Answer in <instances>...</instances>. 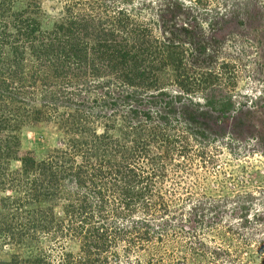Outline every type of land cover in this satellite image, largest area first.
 <instances>
[{"label": "rangeland", "instance_id": "1", "mask_svg": "<svg viewBox=\"0 0 264 264\" xmlns=\"http://www.w3.org/2000/svg\"><path fill=\"white\" fill-rule=\"evenodd\" d=\"M120 7L149 29L146 39L179 47L188 90L177 85V70L167 65L158 72L164 94L122 98L120 91L131 89L110 70L93 63L58 73L48 63L52 58L34 53L13 26L14 13L24 12L36 21L34 33L66 26L84 13L94 19L90 27H105L101 19ZM86 41L95 42L89 35ZM0 42L2 60L25 79L23 88L0 89V107L17 95L22 106L19 121L7 130L18 139L15 154L27 152L37 162L64 155L65 166H84L85 174V182H78L61 164L54 170L60 178L55 194L23 206L33 213L22 217L12 206L0 207V261L45 251L49 264H61V252L76 255L82 236L71 228L82 223H71L65 211L86 201L94 202L87 227L110 225L119 233L98 251L96 264H264V0H4ZM139 122L155 125L170 142L159 135L141 149L126 142L125 124ZM93 131L105 136L106 149L98 148ZM180 145L186 147L182 152ZM9 164L11 170L19 167L17 160ZM110 167L119 175L146 177L135 186L149 184L150 195L125 198L116 176H107L105 185L99 178L91 183L89 174ZM7 187L0 186V198L22 196ZM144 201L152 207H143ZM117 205L121 214L111 216ZM40 217L41 225L51 222L61 230L29 228V235L17 236L25 220Z\"/></svg>", "mask_w": 264, "mask_h": 264}, {"label": "trees", "instance_id": "2", "mask_svg": "<svg viewBox=\"0 0 264 264\" xmlns=\"http://www.w3.org/2000/svg\"><path fill=\"white\" fill-rule=\"evenodd\" d=\"M0 1L4 2V0ZM14 14L16 18L13 21V26L17 28L21 36L24 35L25 38L23 41H27L32 51L37 53V55L52 58L53 61L48 63L52 64L54 70L58 73H66L69 70H73L74 72L80 69L82 65L97 63L98 69L110 70L112 78L119 80L123 86L130 87L131 90L124 89L120 91H124L122 98L128 99L134 96L136 98H142V96H145L144 94L149 91H151V93L156 92V94L159 95L164 94L163 85L165 79L160 77L158 72L161 71L164 66L169 65L177 70L174 73L177 85L184 90L190 88V85H186V81L184 80L187 78V75L185 73L186 69L181 66L182 51L179 50V47L170 41L165 44L156 37L155 39H152V37L150 40L146 39V35L148 34L146 32L149 29L142 27V23L136 21L135 17L127 10H124L123 7L118 8L112 17L106 14L104 15L100 23H105V27H90L88 22H94V19L90 16H85L86 14L84 13L79 20H72L71 18L66 26L60 24L53 30L44 33H34L35 30H37L36 27H34L36 21L35 19L27 17L24 12ZM88 15H90V13H88ZM95 28L98 29L93 32L92 30H95ZM88 35L91 36L92 39L94 38L95 42L92 44L87 42L86 39ZM5 36L8 37V34L5 33ZM35 40L38 42V46L34 45ZM0 44L2 48L3 42H0ZM11 49L16 51V53L18 52L17 47L14 48L11 46ZM199 50L204 51V47L200 46ZM8 63L10 62H4V59L2 60L0 57V89L3 88V90H7L13 84L19 88H23L25 86L24 77L17 68H14L12 64ZM70 64H73L75 68L71 67ZM82 72L85 71H81V73ZM20 93L23 92L19 91L18 94ZM18 96L19 95H17L16 98L10 96L6 97L7 103H5V101L0 107V133L5 132V135L0 137V186L4 188L7 184L8 187L6 189L15 190L18 194L21 193L22 196L5 195L0 198V207L9 208L12 206L14 208L13 210H18V213L15 212L13 214H18L23 217L25 214L28 215L33 213L30 209H23L24 205L39 200L41 196H53L55 194L56 188L59 186L57 183L60 178L54 170L57 167L59 168L61 164L63 168L72 169V173L78 182H85V174L82 169L84 166H72L68 163L65 166L63 164V160L66 158L64 155L59 154L53 156V159L49 161L37 162L27 152L21 156L15 154L18 151V139L15 135H12V131L7 134V130L14 128V125H16L21 117L19 110L22 109V106L17 103L20 102ZM135 100L137 102L141 101V99ZM1 102L2 101H0V103ZM165 105L171 106V103L165 101ZM132 111L136 112L134 110ZM145 117L150 119L148 115ZM83 120L85 122L87 119L83 118ZM125 126L127 127V131L123 134L124 139L126 142L130 141V143H134L133 146L138 147L140 145V149L146 146L149 140L158 138V135L162 137V140L166 141L168 139V143L170 142L169 137L159 133V128L155 125L149 128L147 127L148 125L146 126V124L139 122L135 125L125 124ZM94 133L95 136H93L95 140L97 139L98 148L101 147L106 149L105 145L108 143L106 144V142L103 143L102 141V139H105V136L103 134L99 135L96 132ZM148 138L150 139L148 140ZM110 140L114 143L115 147L124 146V144L123 146L118 144L120 143L119 139ZM11 141H14L15 144ZM180 146L181 152L186 149L185 145ZM11 160L19 161V167L17 169L11 170L9 168ZM111 165L113 168L114 164ZM111 170L110 167L107 172L99 171L101 173L95 175L89 174L92 178L91 183L94 182L95 178H99L97 180L105 185L108 182L106 181L107 176L111 179L113 178L112 176H116L113 181L120 179L121 183L125 185L124 192H122L125 198L128 196L133 199H142L144 195H150L151 188L149 184L145 183V185L140 188L137 185L135 186V183L147 182L146 177H139L136 179L135 176H130L128 172L119 175L121 170L117 169L114 172ZM89 175L88 177H90ZM116 183L117 182H113L112 185ZM101 192L102 191H98V195H101ZM125 198H123V200H125ZM141 201L142 200H139V202ZM93 204L94 202L83 201V204L80 205L77 210L71 208L65 211L68 216L73 219L70 221L71 223L78 221L82 223L80 226H77L78 228H71L74 232L78 230L77 233L82 237L80 239V249L76 255L66 251L61 252V264L98 263V251L106 247V242L112 238L110 236L111 234H114V237L119 234L117 230L110 225L87 227V224L90 223L94 217V212L91 210ZM141 204L145 208L152 207L150 205L148 206L149 203H146V201ZM117 206L111 208V216L121 214L119 205ZM125 206L127 208L130 207L127 202H125ZM102 208L103 204L101 202L97 208L99 211L98 214H103ZM40 219L41 217L31 221L25 220L27 222L24 223L25 230L17 232V236L23 237L27 235L29 233V228L37 233L38 230L49 231L52 227H61V225H53L51 222H48L47 225H41ZM3 230L5 232V229ZM133 230L136 231L135 229ZM17 236H15V238H18ZM34 237L35 234H32L30 238L34 239ZM74 257H77V260ZM48 260V252L41 251L37 255L27 256L26 258L20 257L19 259L12 258L9 261H0V264H49Z\"/></svg>", "mask_w": 264, "mask_h": 264}]
</instances>
